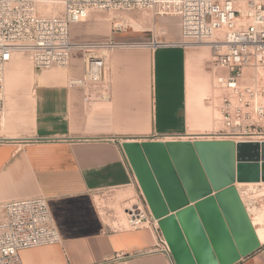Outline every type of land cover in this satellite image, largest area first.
Segmentation results:
<instances>
[{"label": "crops", "instance_id": "crops-1", "mask_svg": "<svg viewBox=\"0 0 264 264\" xmlns=\"http://www.w3.org/2000/svg\"><path fill=\"white\" fill-rule=\"evenodd\" d=\"M102 20L96 18V25L104 31ZM175 20L172 42L181 38L180 18ZM74 31L94 34L79 23ZM134 36L111 27L108 35L80 41H146ZM200 47L154 48L153 57L95 51L82 61L74 59L69 76L51 68L30 77L25 63L9 71L10 100L0 130L12 129L0 133V218L5 202L45 196L61 236V242L22 250L23 264H170L165 245L152 229L112 228L97 197L120 200L139 193L123 143L180 139L174 134L189 132L190 91L200 81L197 70L202 66L197 55L206 49ZM140 57L149 61V75L140 70ZM25 77L39 88L29 98H17ZM69 78L71 85L64 86ZM145 103L149 114L143 112ZM36 107L38 126L15 129L36 118ZM236 264H264L263 251Z\"/></svg>", "mask_w": 264, "mask_h": 264}, {"label": "built area", "instance_id": "built-area-1", "mask_svg": "<svg viewBox=\"0 0 264 264\" xmlns=\"http://www.w3.org/2000/svg\"><path fill=\"white\" fill-rule=\"evenodd\" d=\"M40 9V0H0V122L6 112V70L16 52L29 53L37 68L49 69L68 67L76 51L207 46L214 65L223 70L216 76L221 126L210 139L264 142V0H63L59 14L45 15ZM135 9L180 18L181 38L173 42L154 35L145 42L72 38L73 24L86 21L92 11ZM112 25L116 33L128 28L122 21ZM142 196L141 202L125 208L126 224L120 222L117 229H152L165 245L170 264H176L159 221ZM1 210L0 264H23L22 250L61 242L45 196L10 200ZM259 250L264 259V248Z\"/></svg>", "mask_w": 264, "mask_h": 264}, {"label": "water", "instance_id": "water-1", "mask_svg": "<svg viewBox=\"0 0 264 264\" xmlns=\"http://www.w3.org/2000/svg\"><path fill=\"white\" fill-rule=\"evenodd\" d=\"M122 146L176 264H236L261 248L236 183L264 181V142Z\"/></svg>", "mask_w": 264, "mask_h": 264}, {"label": "rangeland", "instance_id": "rangeland-1", "mask_svg": "<svg viewBox=\"0 0 264 264\" xmlns=\"http://www.w3.org/2000/svg\"><path fill=\"white\" fill-rule=\"evenodd\" d=\"M42 0H40V8L41 7ZM62 7V8H61ZM44 9V7L42 8ZM63 10V4L62 6L60 5V8L57 10V12L50 14L46 12V10H41L42 14L45 15H54V14H59ZM45 12V13H43ZM93 13V14H92ZM142 17H145L146 20L142 21ZM96 18H101L104 19L101 22L104 24L105 30L101 31L99 30V27L96 25L97 21ZM176 17L174 16H166V17H161L157 14L154 13L152 10L148 9H135V10H105V11H92L89 18L87 21L79 23V25L82 27V29H91L90 33L94 34H86V33H76L74 31V24L71 28V35L74 40H80V39H86L89 37H103L104 35H108L111 32V27L112 23L115 21H122L125 24L131 25L132 27H128L126 30L121 31L120 33L124 34H135L134 37L131 38H136L138 40H152L153 35L156 36L159 40H165V41H171L173 40V37H171V31L173 29V24L172 20L174 21ZM109 19V20H105ZM167 21V23H164ZM176 21V20H175ZM162 23V25H161ZM200 48H206L203 51H200L198 53V57L202 61V66L197 70V77H200V81H196V88L194 91H190V121L194 122L195 125L199 126L200 129H203L204 127H211V128H216L218 130L221 126L220 123V111H219V104H220V94L221 90L216 88V76L218 73H222L223 70H217L215 67L214 63H212V57H211V52L209 47L203 46ZM153 47H134V48H127L126 50H120V49H114V50H91V51H76L72 57L71 60V67L73 66L74 59H77L79 61H82L86 59L92 52H103L107 54H112L115 52H138V55L142 54H150L151 57H153ZM193 50H196V48H192ZM191 49V50H192ZM167 52V51H164ZM141 58V57H140ZM139 58L140 62V70L144 73V75H149L151 72V67L150 63L148 60L144 58ZM110 59V58H109ZM109 62V61H108ZM22 63L26 64V73H28L27 76H32L36 72H44L51 70L49 69H42V68H37L34 65L33 59L29 53L26 52H16L12 58V60L9 62L7 66V72H6V90L4 94V98L6 101V105L8 106L9 98H10V90H9V82H8V74L9 71L14 68V66L21 65ZM105 62H101L97 64L96 66L94 65L93 69L97 70V66H102ZM110 63V62H109ZM108 63V66L110 67L111 64ZM178 66V65H177ZM58 69H62L67 71L66 75L69 76V66L68 67H58L54 66ZM107 67V66H106ZM205 67V68H204ZM207 67V68H206ZM180 67H176V71L179 72ZM209 68V69H208ZM108 70V68H106ZM208 69V70H207ZM208 71V72H206ZM83 81V80H82ZM85 81V80H84ZM20 87L16 89V95L15 97L17 98H24V97H30L33 89H38L39 85L38 83L31 84L29 80L25 77L23 78L21 84H19ZM64 86H70L71 85V79L69 78L63 84ZM178 85V83H177ZM29 88V89H28ZM147 94V93H146ZM147 95H145V98ZM35 98V96H34ZM144 110L143 112L145 114H149V110L147 108V103L144 104ZM35 117L36 114L38 113L37 107L35 109ZM34 117V118H35ZM217 120V121H215ZM215 122H217L215 124ZM1 124V123H0ZM4 124L2 120V125ZM36 127L38 126L37 122V117L35 119H32L31 121L23 124H19L15 126V129H20L22 127ZM11 129L7 130H0V133L6 132L10 133ZM128 131L133 130L131 128L127 129ZM193 131V130H192ZM184 132L182 134H174V136H182L185 135L187 136L188 140H193V137H197L200 134H195L194 132ZM146 132V131H144ZM194 133V134H193ZM210 134H204V135H210L211 137L213 135ZM193 136V137H192ZM197 139V138H195ZM261 186L260 188H262ZM260 196V197H258ZM255 197V198H253ZM131 198V199H130ZM143 199L142 196V191L139 187V193L125 197V199H120L118 200L117 198L114 197H108V196H98L97 200L102 206L103 209H107L108 216L111 219V226L112 228H119V223L123 222L126 224V219H127V214L125 213V208L129 207L131 204L135 202H141ZM256 199V200H255ZM250 206H257L260 207L264 203V195H256L252 196L250 199ZM123 212V213H122ZM264 248V245L261 247V249Z\"/></svg>", "mask_w": 264, "mask_h": 264}, {"label": "bare ground", "instance_id": "bare-ground-1", "mask_svg": "<svg viewBox=\"0 0 264 264\" xmlns=\"http://www.w3.org/2000/svg\"><path fill=\"white\" fill-rule=\"evenodd\" d=\"M42 2L43 3H41L42 4L41 7L42 8L44 7V9L41 8V10H44V11L46 10V12H48L50 14L57 12V10L60 8V5L62 6V4H63V0H42ZM43 13H45V12H43ZM51 68H55V67L53 66ZM6 107H7V105H6ZM215 121H217V120H215ZM217 122H215V124ZM188 129H189V133L193 130L192 132H194L195 134H200L197 136L198 139H210V138H212L210 135L206 136L204 134H210V133H213L216 131V128H211V127H204L203 129H200L199 126L195 125V123L191 122V121L188 122ZM187 138H188L187 136L182 135L180 139L187 140ZM261 186H263V187L260 188ZM237 187L241 193V196H242V199H243L245 205L247 206V210L250 213L252 223L255 227L257 236H258L261 244H264V203L260 207H257V206L251 207L250 206V200H249L252 196H256L257 194L261 195V196L264 195V181L237 182ZM133 194H135V193H133ZM258 197H260V196H258ZM253 198H255V197H253Z\"/></svg>", "mask_w": 264, "mask_h": 264}]
</instances>
